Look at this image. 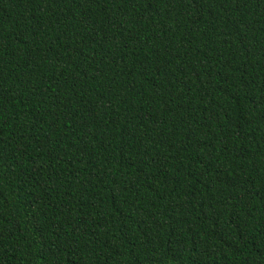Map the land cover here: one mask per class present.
Segmentation results:
<instances>
[{"label": "trees", "instance_id": "trees-1", "mask_svg": "<svg viewBox=\"0 0 264 264\" xmlns=\"http://www.w3.org/2000/svg\"><path fill=\"white\" fill-rule=\"evenodd\" d=\"M0 264H264V0H0Z\"/></svg>", "mask_w": 264, "mask_h": 264}]
</instances>
